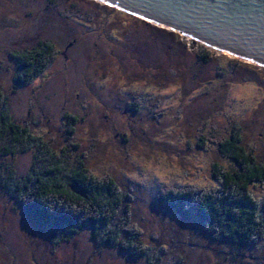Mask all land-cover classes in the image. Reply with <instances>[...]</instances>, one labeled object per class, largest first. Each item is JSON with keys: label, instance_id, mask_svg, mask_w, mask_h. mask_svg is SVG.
Instances as JSON below:
<instances>
[{"label": "rangeland", "instance_id": "rangeland-1", "mask_svg": "<svg viewBox=\"0 0 264 264\" xmlns=\"http://www.w3.org/2000/svg\"><path fill=\"white\" fill-rule=\"evenodd\" d=\"M163 28L100 0H0L2 109L30 132L22 142L0 133V264H264V240L254 246L214 240L201 220L157 200L168 188L207 186L216 161L231 166L214 144L204 142L200 149L192 143L199 129L219 136L238 121L247 131L245 142L253 143L264 160V66ZM170 32L187 48L168 47ZM73 38L71 61L57 58L35 79L17 83L19 55L39 40L64 48ZM176 48L184 50L192 73L173 78L177 86L162 82L170 76L151 77L150 66L161 63L162 71L168 69L169 50ZM205 51L214 54L212 62L202 59ZM219 62L228 63L226 75ZM136 64L149 65L144 76L159 87L129 95L138 88L127 90L125 75L134 78ZM207 81H212L209 87ZM140 84L138 79L132 83L134 88ZM177 87L187 96L167 104ZM41 141L51 153L42 151ZM81 162L92 174L110 175L127 194L113 228L125 232L120 240L135 243L133 252L141 255L133 258L109 245L91 225L72 233L69 245L53 242L60 234L28 224L25 197L13 190L14 183L46 172L49 163L67 166L66 176ZM254 191L264 198L263 187Z\"/></svg>", "mask_w": 264, "mask_h": 264}, {"label": "trees", "instance_id": "trees-1", "mask_svg": "<svg viewBox=\"0 0 264 264\" xmlns=\"http://www.w3.org/2000/svg\"><path fill=\"white\" fill-rule=\"evenodd\" d=\"M169 35L171 38L168 47L175 44L181 48L180 44H183L184 49L187 48L176 32H170ZM176 50L177 52L169 50L171 56H167L170 65L165 71H162L161 63L150 66L151 77L158 79L155 77L159 76V81H162L160 76H170L171 81L170 77H165L166 79L164 78L162 82H170L177 86L178 83H174L173 78L179 77L182 71L186 74L192 73L186 67L185 53L181 52L183 49L176 48ZM203 54L202 59L206 62H212L215 59L214 54H210L209 51H205ZM17 60L19 67L15 80L17 83H25L31 81L32 77L46 68L48 58L41 55V51H33L19 55ZM218 65L222 74L226 75L228 63L219 62ZM136 66L139 71L133 72L136 74L134 78H127L125 75L124 85H127L125 88L127 90L132 87L134 90L138 88L136 92L131 91L129 95L140 94L138 93L140 91L146 92L147 88L153 90L159 87L157 83L150 82L144 76L149 65L145 68H141V64H136ZM142 72L143 75L139 77ZM192 75L194 77V73ZM137 79L141 81V84L134 88L132 83ZM211 82H205L207 87L212 84ZM177 88L168 97L172 100L167 104L180 102L187 96L179 92L181 88ZM206 90L204 92H207ZM4 98L5 95L0 90V133L7 132V134H11L13 142H22L30 132L27 127L23 128L15 124L10 119L8 110L2 109L5 104ZM256 106L253 107L255 113L259 109ZM235 115H232L231 118L235 119ZM201 125L206 128L208 124ZM201 125L199 126L201 127ZM261 128L264 130V124ZM261 128L259 130L262 131ZM199 131L200 133H197V137L194 136L192 143L197 144L200 149L205 146L204 142L205 144H214L218 148V156L222 159L223 156L227 157L231 166L216 161L211 165L210 174L213 177L207 186L204 185L202 189H199L200 185H198L197 190L168 188L163 193H158L157 200L160 203L169 204L172 208H178L180 214L188 215L191 220H201L206 228L207 236L214 240H226L237 242L239 245L254 246L264 240V198L258 196L254 191L259 186L264 188V160L260 159L262 158L260 150H257L253 143L245 142L247 131L238 121L231 129L226 127L219 136L214 132L200 129ZM259 136L262 138V133ZM1 137L0 134V140ZM39 143H41L39 145L42 146L44 153L52 152V148L48 144H43L42 141ZM186 145L189 147L188 143ZM44 168L47 169L46 172L31 174V176L22 179L21 183H14L13 189L25 197L21 199V203L26 208L27 215L32 222H39L43 226L42 231L63 234L65 228L78 230L85 225H91L97 228V231H94L95 234L100 237L105 236L103 239L109 245L120 248L121 251L129 253L133 258L141 253L133 252L132 247L135 243L126 241L127 243L124 245L125 241L120 240L119 236L124 235L125 232L118 227L113 228L112 222L117 215V209L124 203L127 194L122 193L119 184L110 175L92 174L84 162H81L77 168H71L69 175L65 173L66 176H64V172L68 168L65 165L49 163ZM135 237L137 238V235ZM140 243L138 242V244Z\"/></svg>", "mask_w": 264, "mask_h": 264}, {"label": "water", "instance_id": "water-1", "mask_svg": "<svg viewBox=\"0 0 264 264\" xmlns=\"http://www.w3.org/2000/svg\"><path fill=\"white\" fill-rule=\"evenodd\" d=\"M100 1L264 66V10L261 13H231L224 9H209L207 4H189L184 0ZM232 28L236 32L226 33ZM245 30L252 32L253 37H237Z\"/></svg>", "mask_w": 264, "mask_h": 264}, {"label": "flooded vegetation", "instance_id": "flooded-vegetation-1", "mask_svg": "<svg viewBox=\"0 0 264 264\" xmlns=\"http://www.w3.org/2000/svg\"><path fill=\"white\" fill-rule=\"evenodd\" d=\"M184 1L186 3H189V4H191V3L207 4V5H209V9H211V8L213 10L214 9H224L225 11H230L231 13H242V12L248 13V12H253V11L261 13L262 10H264V0H184ZM72 6L74 7L73 4L71 5V8H72ZM261 8H263V9H261ZM146 25L151 27L150 22H148ZM165 29H167V28H165ZM234 31L236 32L235 28L227 29L226 33H231ZM245 36L246 37L252 36V32L245 30V31L237 34V37H240V38H244ZM76 41L77 40H75L73 38V39L69 40L68 44H66V46L64 48H61V47H58L56 44L52 43L51 41L48 42L47 40H39L38 45L36 47H33L32 49L28 50L27 52H33V51L34 52H40L41 51V55H44L46 57V59L48 58L46 68L49 65H52L57 58L58 59L61 58V60L62 59L65 60V64H67L69 61H71L70 60L71 57L68 54V50L74 46ZM209 46H211V44H209ZM211 47L216 48L214 46H211ZM41 72L38 73L36 76L32 77V79H35L36 77H38L41 74ZM28 224L30 226H32L35 230H39V231L43 230L42 229L43 226L40 225L39 222H30ZM76 232H79V231L75 230L74 228H71V229L65 228L64 233L60 234L58 240L53 241V240L49 239V241L50 242L53 241V242H57V243L67 242L70 245V239L69 238L72 236L71 235L72 233L75 234ZM0 237H1V234H0ZM68 244H66L65 247L60 248V249L61 250L67 249L69 247ZM55 246H56V244H55ZM90 256L92 257L93 255H90ZM13 258L16 261L15 255L13 256ZM24 264H25V262H24Z\"/></svg>", "mask_w": 264, "mask_h": 264}, {"label": "bare ground", "instance_id": "bare-ground-1", "mask_svg": "<svg viewBox=\"0 0 264 264\" xmlns=\"http://www.w3.org/2000/svg\"><path fill=\"white\" fill-rule=\"evenodd\" d=\"M165 28V27H164ZM218 49H221L222 51H224L222 48H218ZM224 52H226V51H224ZM258 65H260V64H258ZM262 66V65H261Z\"/></svg>", "mask_w": 264, "mask_h": 264}]
</instances>
